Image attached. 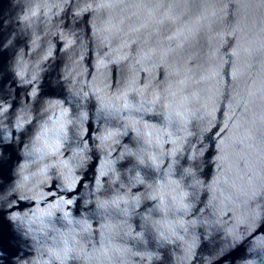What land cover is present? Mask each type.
Segmentation results:
<instances>
[{
  "label": "water",
  "instance_id": "obj_1",
  "mask_svg": "<svg viewBox=\"0 0 264 264\" xmlns=\"http://www.w3.org/2000/svg\"><path fill=\"white\" fill-rule=\"evenodd\" d=\"M0 264H264V0H0Z\"/></svg>",
  "mask_w": 264,
  "mask_h": 264
}]
</instances>
